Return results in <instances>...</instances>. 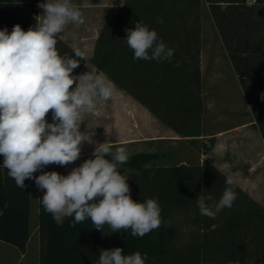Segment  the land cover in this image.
Here are the masks:
<instances>
[{
  "label": "trees",
  "instance_id": "trees-1",
  "mask_svg": "<svg viewBox=\"0 0 264 264\" xmlns=\"http://www.w3.org/2000/svg\"><path fill=\"white\" fill-rule=\"evenodd\" d=\"M250 1L124 0L101 27L89 61L179 136L198 138L205 108L201 55L202 7L206 4L251 105L254 125L264 138V0ZM38 3L0 0V30L11 33L17 24L24 31L34 27ZM138 21L155 30L158 41L174 49L170 62L133 59L126 30ZM56 39L59 54L79 59V67L72 73L79 76L87 59L75 57V49L59 35ZM46 119L53 122L51 112ZM208 141L202 144L205 151L215 138ZM128 155L118 171L128 178L133 200L158 201L160 226L142 238L133 237L131 229L112 233L107 224L103 231L97 230L90 219L70 227L73 218L55 219L45 211L39 193V264H98L101 250L116 247L123 249V255L147 253L145 264H264V206L237 183V198L231 208L221 210L215 219L200 214L196 197L211 193L218 201L226 187L228 176L214 163L159 165L152 163L161 156L157 152ZM30 182L25 180L24 189L17 187L0 155V240L22 253L32 232ZM176 210L191 213L185 221L193 229L182 243L178 241L182 230L170 224Z\"/></svg>",
  "mask_w": 264,
  "mask_h": 264
},
{
  "label": "clouds",
  "instance_id": "clouds-1",
  "mask_svg": "<svg viewBox=\"0 0 264 264\" xmlns=\"http://www.w3.org/2000/svg\"><path fill=\"white\" fill-rule=\"evenodd\" d=\"M42 19L24 31L19 24L9 33L0 30V155L3 167L17 187L24 189L26 179H34L44 191L42 205L57 220L72 217L70 227L90 219L94 228L111 232L131 229L133 237H143L161 224V208L156 199L137 202L131 198L128 178L118 166L129 155L125 147L106 141L95 147L94 158L85 160L67 175L42 172L50 164L67 166L81 154L84 133L80 131L83 114L92 113L97 101L109 100L114 87L103 73L74 76L79 59L61 55L56 37L69 23L83 24L81 11L71 0H46L38 4ZM126 42L135 60L170 62L174 49L158 41L155 30L141 22L126 30ZM85 60V53L74 50ZM264 98V96H262ZM51 112L52 123L47 122ZM107 157H111L108 159ZM225 190L216 201L209 193L196 197L200 214L215 219L237 198L232 176L225 179ZM203 191V190H202ZM201 191V192H202ZM98 201V202H97ZM211 202V203H210ZM116 247L101 250L98 264H145L147 253L123 255Z\"/></svg>",
  "mask_w": 264,
  "mask_h": 264
},
{
  "label": "rangeland",
  "instance_id": "rangeland-1",
  "mask_svg": "<svg viewBox=\"0 0 264 264\" xmlns=\"http://www.w3.org/2000/svg\"><path fill=\"white\" fill-rule=\"evenodd\" d=\"M44 2L46 0H39L38 4ZM123 2L124 0H71V3L81 11L85 22L83 24L69 23L64 32L70 35L74 32L84 38L82 47L89 66L82 74L101 73L94 69L89 61L91 47L103 24L119 11ZM42 14L43 9L39 8V16ZM39 19H42V16ZM202 41L205 69L204 93L207 101L213 105L212 109L209 108L206 112L205 120L208 128L215 126L214 120L218 122L216 127L240 121L248 110L246 107L248 98L246 100L241 87L236 84V74L230 62L231 58L206 4L202 7ZM106 79L109 81L107 77ZM139 108L138 105L127 102L124 93L116 87L109 100H98L96 110L92 113H85L82 117L80 131L84 133L85 139L81 144L80 158L82 161L94 158L90 156H93L95 147H99V144L106 141L111 145L113 141L126 143V141L140 140L144 136L143 120L146 118V113ZM221 115L225 117L224 122L218 119ZM206 140L208 139L205 137L193 140L180 139L167 131L166 140L160 149L157 147L161 156L152 163L175 165L185 161L199 162L202 154H205L202 144ZM140 143L137 141L129 145L115 146L112 151L115 152L116 148L121 146L126 148L128 154L147 150ZM79 163H81L80 160L77 165ZM53 167H55L54 170ZM43 169L46 172L56 171L61 175L65 174L63 169H56V164L47 165ZM34 176H37V173H34ZM32 184H34L31 186V226L33 228L39 220V197L35 190V181ZM190 215L191 213L186 215L176 210L170 220V224H173L177 230H182L178 239L179 243L186 242L190 238L193 225L185 221ZM37 241L38 233L33 235L27 254L20 258L22 253L16 246L0 240V264H39L40 249L37 247Z\"/></svg>",
  "mask_w": 264,
  "mask_h": 264
},
{
  "label": "crops",
  "instance_id": "crops-1",
  "mask_svg": "<svg viewBox=\"0 0 264 264\" xmlns=\"http://www.w3.org/2000/svg\"><path fill=\"white\" fill-rule=\"evenodd\" d=\"M59 36L65 41H67L68 43H70V45L74 49H79L85 53L82 47L84 38L80 37V35H76L74 32L71 33L70 35L63 31L61 34H59ZM96 38L91 47L90 57L92 56L93 51H94V45H95ZM203 64L204 62H203V45H202L201 68H202V83H203V95H204L205 108H204V114H203V120H202V134L203 135H201L200 137L201 138L205 137L208 140L214 137L215 143L209 150L207 151L204 150L205 154H202V158L200 159L201 161L199 162H203L207 160V161L214 163L224 174H226L227 176H232L235 179L236 183L242 189L248 192L255 200L259 201L264 206V138L261 134V131L254 125L256 123V120L253 115L250 103L247 100L246 93L243 89V86L241 85L239 75L235 71L233 64L231 62L232 67L236 74V84H238L241 87L244 93V96L247 100L246 107L248 108V110H246L245 116L240 121H236L234 123H230L226 126L223 125L220 127H216L218 126L217 125L218 122L214 120L213 123L215 126L213 128H208V124L205 120L206 112L209 108L212 109L211 107H213V105L210 103V101H207V98L205 97L206 94L204 93V86H205L204 85L205 84L204 83V78H205L204 70L205 69H204ZM88 66L89 64L88 62H86V64L81 69L80 74H82ZM92 67L94 69H97L93 64H92ZM109 81L114 87L119 89L120 92L124 93V97L127 102H129L132 105L133 104L138 105V107H140L139 109H141L142 111L146 113V116H145L146 118L143 120L144 136L140 140H137L138 142H141L140 144L144 145L147 148V150L142 151V152H150V153L157 152L158 153L157 147H159L158 149L161 148V145L163 144L164 140H166L167 131L168 133L176 136L177 138H180V139L186 138V137L179 136L171 128L166 126L162 121H160L157 117H155L145 106L140 104L133 97H131L125 91L120 89L110 79ZM250 81L251 80L248 79V82ZM218 119L221 122H224L225 117L224 115H221ZM208 140H206L205 142L210 143ZM135 142L126 141V143H120V142L113 141V147L119 146V145H126V144L129 145L130 143H135ZM90 157H93V156H90ZM78 160H80L81 163L77 165ZM84 161H82V158L79 157L74 163H70L67 166H60L56 164V169H59V170L63 169L65 173L63 174L67 175L72 171V169L80 166ZM194 163H197V162H194ZM54 168L55 167H53V170ZM42 172H46V170L45 171L44 169L38 170V172H36L37 176L42 174ZM33 181L34 179H31V182H30L31 186L34 185L32 184ZM35 188H36L35 190L37 191L36 192L37 194L42 193L44 195V191L39 189L36 186V184H35ZM63 218L58 221H62ZM38 224H39V221L35 223L33 228L31 226V230H32L31 238L27 245L26 252L25 253L21 252L22 254L20 258H22L23 256L27 254V250L32 241V237L36 233H38L37 247L38 249H40V236L38 232ZM204 264H213V263H204ZM224 264H243V263L228 262Z\"/></svg>",
  "mask_w": 264,
  "mask_h": 264
},
{
  "label": "built area",
  "instance_id": "built-area-1",
  "mask_svg": "<svg viewBox=\"0 0 264 264\" xmlns=\"http://www.w3.org/2000/svg\"><path fill=\"white\" fill-rule=\"evenodd\" d=\"M255 0H251L250 2H254Z\"/></svg>",
  "mask_w": 264,
  "mask_h": 264
}]
</instances>
